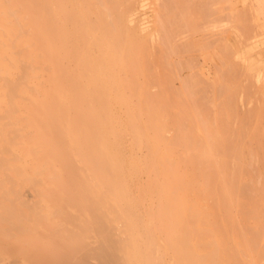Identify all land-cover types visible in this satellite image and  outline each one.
I'll return each mask as SVG.
<instances>
[{
    "label": "rangeland",
    "instance_id": "obj_1",
    "mask_svg": "<svg viewBox=\"0 0 264 264\" xmlns=\"http://www.w3.org/2000/svg\"><path fill=\"white\" fill-rule=\"evenodd\" d=\"M50 1L69 41L80 46L81 57L75 61L71 50L65 93L57 92L54 77L55 110L61 106L68 114L83 113L85 154L66 147L64 169L52 165L45 171L17 146L15 128L8 130L6 140L3 125H9L11 117L0 110V263L11 253L5 251V242L28 238V232L18 228L23 224H37L33 233L44 224H79V232L91 231L88 240L92 229L101 225L97 177L113 175L117 163L125 162L135 168L129 172L131 180L163 264H264V241L261 254L248 257L241 240L243 224H222L226 239L209 229L214 224H200L204 240L179 244L162 239L149 213L150 183L161 180L155 165L183 159V120L189 128L187 160L199 162L198 206L212 201L209 189L217 182H227L232 195L239 185L242 192L248 185L247 195L264 197V0ZM80 84L82 96L75 92ZM102 121L108 128L105 156ZM210 129L217 138L207 132ZM205 147L221 151L210 148L222 156L217 163L219 181L215 174H202L212 162ZM82 247L79 242L76 248ZM91 252L98 264L108 263L101 250ZM153 257L154 264H160L157 253Z\"/></svg>",
    "mask_w": 264,
    "mask_h": 264
},
{
    "label": "bare ground",
    "instance_id": "obj_2",
    "mask_svg": "<svg viewBox=\"0 0 264 264\" xmlns=\"http://www.w3.org/2000/svg\"><path fill=\"white\" fill-rule=\"evenodd\" d=\"M60 1L66 3L67 0ZM52 4L50 0H0V110L11 117L9 125H3V134L8 140V130L15 128L17 146L22 152H29V156L38 160L39 165L44 166L47 172L52 165H56L58 170L64 169L66 159L62 158V154L66 147L82 156L86 146L83 113L76 111L68 114L61 106L55 110L52 95L54 77L56 76L57 92L62 94L67 79L65 67L71 50L75 51V61H81V57L80 46L71 44L65 24L59 23L53 15ZM83 91L81 84L76 85L75 92L78 95L82 96ZM185 111L182 114L184 119ZM184 121L181 122L180 132L183 159L170 166L158 162L155 172L161 180L154 179L150 183L153 195L149 213L162 239L164 237V240L179 244L204 240L205 233L199 232L197 228L200 224H214L209 229L226 239L229 238L228 233L223 230L222 224H243L241 240L248 257H253V253L261 254L259 246L264 241V197L257 196L256 193L247 195L246 184L243 192L239 185L236 194L232 195L231 186L227 182H217L218 186L213 187L211 184L209 189L214 197L212 201L198 206L195 168L199 162L187 160L189 128L184 126ZM107 129L102 121L99 131L104 156ZM213 130L221 135L220 130L217 133V127ZM194 132L196 134L195 129ZM207 132L210 133L211 129ZM202 133L197 137L203 139V136L200 137ZM210 134L217 138L216 134ZM209 141L212 142L211 139ZM149 144L154 145V141L149 140ZM208 148L217 150L215 147L206 148L205 154L212 162L201 169L202 174H215V181H219L217 163L221 161L219 159L222 156L218 155L221 151L218 149L220 152L216 154ZM70 154L68 150L67 155ZM117 164L119 169H115L113 175L101 173L97 177L100 186L98 193L101 200L98 206L101 225L92 229L94 232L91 239L87 240L91 231H78L79 224H44V227H38L34 233L31 229L37 224H23L18 228L28 232V238L5 242V251L9 250L11 253L0 264H98L91 250H101L107 264H154L155 253L160 264H163L162 253L154 246L144 204L137 186H133L131 180L130 173H134L135 168L132 163ZM109 165L107 162V166ZM190 165L191 172L188 170ZM193 170L194 175L191 177ZM126 173L129 175L125 176ZM111 204L114 207H110ZM114 220L117 222L114 223ZM79 242L83 245L81 249L76 248ZM179 251L182 253L183 248L177 247V252ZM188 251L193 253L192 249Z\"/></svg>",
    "mask_w": 264,
    "mask_h": 264
}]
</instances>
